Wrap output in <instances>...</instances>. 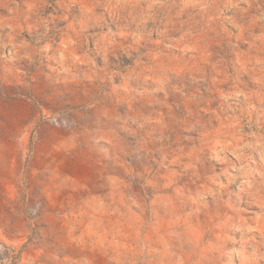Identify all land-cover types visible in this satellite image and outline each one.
I'll use <instances>...</instances> for the list:
<instances>
[{"label": "rangeland", "instance_id": "1", "mask_svg": "<svg viewBox=\"0 0 264 264\" xmlns=\"http://www.w3.org/2000/svg\"><path fill=\"white\" fill-rule=\"evenodd\" d=\"M0 264H264V0H0Z\"/></svg>", "mask_w": 264, "mask_h": 264}]
</instances>
